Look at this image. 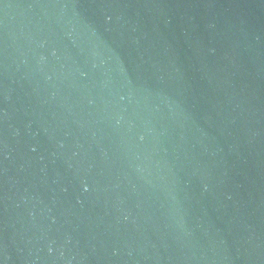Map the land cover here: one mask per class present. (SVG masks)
Instances as JSON below:
<instances>
[{"label": "water", "instance_id": "obj_1", "mask_svg": "<svg viewBox=\"0 0 264 264\" xmlns=\"http://www.w3.org/2000/svg\"><path fill=\"white\" fill-rule=\"evenodd\" d=\"M0 264H264V0H0Z\"/></svg>", "mask_w": 264, "mask_h": 264}]
</instances>
